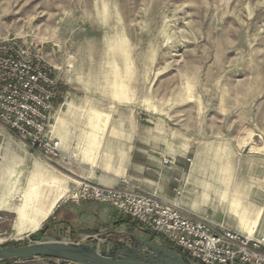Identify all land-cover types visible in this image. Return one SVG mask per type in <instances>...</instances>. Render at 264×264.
<instances>
[{"label": "rangeland", "instance_id": "rangeland-1", "mask_svg": "<svg viewBox=\"0 0 264 264\" xmlns=\"http://www.w3.org/2000/svg\"><path fill=\"white\" fill-rule=\"evenodd\" d=\"M0 41L37 46L52 66L60 93L51 126L68 101L86 126L147 130L164 142L161 159L179 168L178 187L201 216L264 225V0H0ZM76 175L59 152L0 122V246L84 238L89 232L53 218L58 203L83 201L71 198ZM45 193L53 211L37 231H25L23 197ZM106 235L83 243L99 248Z\"/></svg>", "mask_w": 264, "mask_h": 264}, {"label": "built area", "instance_id": "built-area-1", "mask_svg": "<svg viewBox=\"0 0 264 264\" xmlns=\"http://www.w3.org/2000/svg\"><path fill=\"white\" fill-rule=\"evenodd\" d=\"M59 93V80L37 46L0 41V122L53 156L58 142L50 127ZM71 198L113 205L172 242L194 264H264V236H246L208 217L188 215L175 201L129 181L114 188L81 182Z\"/></svg>", "mask_w": 264, "mask_h": 264}, {"label": "crops", "instance_id": "crops-1", "mask_svg": "<svg viewBox=\"0 0 264 264\" xmlns=\"http://www.w3.org/2000/svg\"><path fill=\"white\" fill-rule=\"evenodd\" d=\"M73 107L77 105L68 101L58 105L53 117L54 123L50 127V137L54 142H58L59 154L75 165L76 180L112 188L118 187L126 180L143 191L156 193L168 201H175L188 215L205 214L203 211L198 212L196 202L189 197L190 194H186L185 188L178 187L184 176H180L175 163H163L161 156L164 155V142L148 138L147 130L138 126H105L104 122H100L99 126H92L96 125L93 121L86 126V115H79L77 111L73 114ZM70 187L63 188L62 194L69 192ZM177 190L181 192L179 195L176 194ZM49 196L50 194L46 193L24 196L17 213L29 198L28 205L34 223L38 219L42 224L54 209L52 202H49ZM58 204L57 213L53 218L61 223L60 226L80 228L89 232L81 240H65L66 243L86 244L83 241L89 234L98 236L100 232L107 234L105 244L99 247V251L106 254L120 242L131 247L147 241L170 248L161 237L120 214L109 204L87 200L75 204ZM1 209L5 208L0 207ZM221 222L246 236H264L261 219L254 224L225 222L223 219Z\"/></svg>", "mask_w": 264, "mask_h": 264}, {"label": "water", "instance_id": "water-1", "mask_svg": "<svg viewBox=\"0 0 264 264\" xmlns=\"http://www.w3.org/2000/svg\"><path fill=\"white\" fill-rule=\"evenodd\" d=\"M37 257L56 259L60 264H191L178 255L176 249L147 241L131 247L120 242L108 254L100 252L96 244L42 242L18 247L0 246V261H29Z\"/></svg>", "mask_w": 264, "mask_h": 264}, {"label": "bare ground", "instance_id": "bare-ground-1", "mask_svg": "<svg viewBox=\"0 0 264 264\" xmlns=\"http://www.w3.org/2000/svg\"><path fill=\"white\" fill-rule=\"evenodd\" d=\"M28 201H29V198H27L25 204L23 205V211H21V214H20V220H21V224L24 226V228L26 230H36L39 228L40 224H41V221H39L38 219L36 220V222L34 223V219L31 215V211H30V207L28 205ZM42 220V219H41ZM33 223L35 224L33 227Z\"/></svg>", "mask_w": 264, "mask_h": 264}, {"label": "trees", "instance_id": "trees-1", "mask_svg": "<svg viewBox=\"0 0 264 264\" xmlns=\"http://www.w3.org/2000/svg\"><path fill=\"white\" fill-rule=\"evenodd\" d=\"M41 231H43V230H41Z\"/></svg>", "mask_w": 264, "mask_h": 264}]
</instances>
